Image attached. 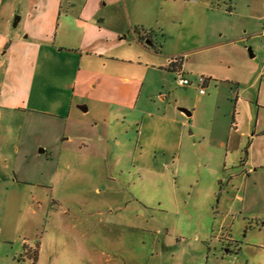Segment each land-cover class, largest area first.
I'll return each mask as SVG.
<instances>
[{
	"label": "rangeland",
	"instance_id": "obj_1",
	"mask_svg": "<svg viewBox=\"0 0 264 264\" xmlns=\"http://www.w3.org/2000/svg\"><path fill=\"white\" fill-rule=\"evenodd\" d=\"M132 1L134 23L117 0H103V11L129 42L137 29L154 31L152 44L133 42L127 58L158 68L127 73L147 71L142 96L153 99L146 108L166 103L195 112L187 116L182 146L173 155L138 149V125L121 119L110 125L105 147L87 141L64 147L49 185L14 182L12 167L0 163V264H264L259 3L255 12L233 1L230 13L228 1L218 0L203 15L185 0ZM177 58L183 69L171 65ZM179 76L192 84L180 86ZM198 76L206 77V94ZM93 110L100 118L109 113L105 105ZM230 127L245 133L233 135L227 150L221 140ZM237 142L239 149L232 147Z\"/></svg>",
	"mask_w": 264,
	"mask_h": 264
},
{
	"label": "crops",
	"instance_id": "obj_2",
	"mask_svg": "<svg viewBox=\"0 0 264 264\" xmlns=\"http://www.w3.org/2000/svg\"><path fill=\"white\" fill-rule=\"evenodd\" d=\"M117 1L131 11L134 23L133 1ZM217 1L185 0L203 15L219 6ZM225 1L230 2H226L230 13L233 1L255 12L257 1L264 13V0ZM102 2L0 0V163L12 167L14 182L49 185L53 180L49 174L57 171L64 147L85 146V141L97 150L105 147L111 139L110 125L121 119L125 125H138V149L173 155L182 146L187 116L195 112L188 115L182 107L171 110L166 103L156 111L146 108L153 99L152 94L142 96L147 71L144 76L127 73L135 67L158 68L150 60L127 58L132 43L148 44L142 37L154 31L144 34L137 29L133 40L127 41L114 15L108 17L103 11L108 3ZM14 13H19L18 19ZM160 98L164 103L166 95L160 93ZM101 105L109 112L105 118L93 113ZM244 133L230 127L222 146L228 150L233 135ZM112 137L121 144V138ZM232 144L239 149L242 142ZM46 173L50 177L43 179Z\"/></svg>",
	"mask_w": 264,
	"mask_h": 264
},
{
	"label": "built area",
	"instance_id": "obj_3",
	"mask_svg": "<svg viewBox=\"0 0 264 264\" xmlns=\"http://www.w3.org/2000/svg\"><path fill=\"white\" fill-rule=\"evenodd\" d=\"M195 82H196V85L198 86L199 88V92L201 94H204L205 93V89H204V84L206 82V78L204 76H198L196 79H195ZM177 83L180 85V86H183V87H188L189 85L192 84V81L187 78V77H184V76H179L177 78Z\"/></svg>",
	"mask_w": 264,
	"mask_h": 264
},
{
	"label": "trees",
	"instance_id": "obj_4",
	"mask_svg": "<svg viewBox=\"0 0 264 264\" xmlns=\"http://www.w3.org/2000/svg\"><path fill=\"white\" fill-rule=\"evenodd\" d=\"M142 39H148V40H151L152 38H151L150 35H148V36H146V37H142ZM151 41H152V40H151ZM183 62H184L183 59H181V61H180V59L177 58V60H175L174 62H172L171 65L178 66V65L181 64V66H182ZM174 69H175V67H174ZM175 70H176V69H175Z\"/></svg>",
	"mask_w": 264,
	"mask_h": 264
},
{
	"label": "water",
	"instance_id": "obj_5",
	"mask_svg": "<svg viewBox=\"0 0 264 264\" xmlns=\"http://www.w3.org/2000/svg\"><path fill=\"white\" fill-rule=\"evenodd\" d=\"M19 17L17 16V19H18ZM146 42L148 43V44H152V41L151 40H146ZM183 111H185L188 115H190L191 114V111H188V109H185V108H183L182 109Z\"/></svg>",
	"mask_w": 264,
	"mask_h": 264
}]
</instances>
